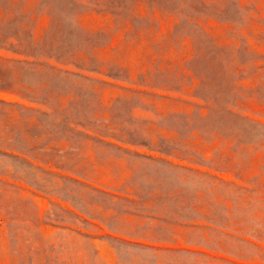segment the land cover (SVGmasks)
<instances>
[{
    "label": "rangeland",
    "instance_id": "rangeland-1",
    "mask_svg": "<svg viewBox=\"0 0 264 264\" xmlns=\"http://www.w3.org/2000/svg\"><path fill=\"white\" fill-rule=\"evenodd\" d=\"M0 264H264V0H0Z\"/></svg>",
    "mask_w": 264,
    "mask_h": 264
}]
</instances>
